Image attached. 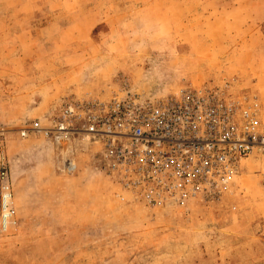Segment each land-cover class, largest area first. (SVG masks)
I'll use <instances>...</instances> for the list:
<instances>
[{"label":"rangeland","instance_id":"1","mask_svg":"<svg viewBox=\"0 0 264 264\" xmlns=\"http://www.w3.org/2000/svg\"><path fill=\"white\" fill-rule=\"evenodd\" d=\"M227 81L264 126V0H0V140L14 215L0 264H264V185L244 163L219 202H122L98 147L20 137L69 97ZM76 165L65 171L66 160Z\"/></svg>","mask_w":264,"mask_h":264},{"label":"built area","instance_id":"2","mask_svg":"<svg viewBox=\"0 0 264 264\" xmlns=\"http://www.w3.org/2000/svg\"><path fill=\"white\" fill-rule=\"evenodd\" d=\"M253 94H234L227 81L185 85L157 94L124 81L108 98L69 97L58 117L32 121L20 137L79 136L98 147L101 165L122 202L152 209L219 202L237 186L244 163L264 185V126ZM65 171L76 165L66 160ZM14 215L8 161L0 140V222Z\"/></svg>","mask_w":264,"mask_h":264}]
</instances>
